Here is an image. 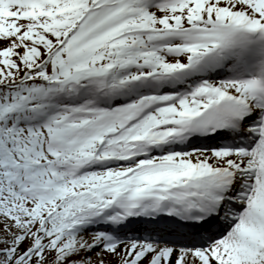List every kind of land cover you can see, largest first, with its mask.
Returning a JSON list of instances; mask_svg holds the SVG:
<instances>
[{
	"label": "snow or ice",
	"instance_id": "6c2138e0",
	"mask_svg": "<svg viewBox=\"0 0 264 264\" xmlns=\"http://www.w3.org/2000/svg\"><path fill=\"white\" fill-rule=\"evenodd\" d=\"M0 264H264V0H0Z\"/></svg>",
	"mask_w": 264,
	"mask_h": 264
}]
</instances>
